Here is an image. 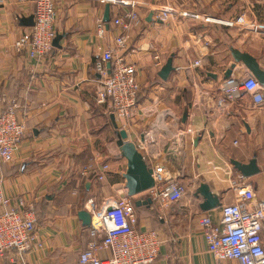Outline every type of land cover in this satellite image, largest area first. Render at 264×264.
<instances>
[{
    "label": "crops",
    "instance_id": "0c3cea01",
    "mask_svg": "<svg viewBox=\"0 0 264 264\" xmlns=\"http://www.w3.org/2000/svg\"><path fill=\"white\" fill-rule=\"evenodd\" d=\"M138 1L139 21L119 54L136 65L141 92L133 116L123 119L110 103L96 101L101 77L96 63L122 32L110 21L100 35L97 23L105 13L101 0L56 1L55 28L64 35L44 63L14 46L31 27L22 26L20 18L35 14L36 0H0V110L16 98L17 116L27 126L15 161L0 163V187L15 200L23 197L36 207V239L43 246L35 245L25 254L27 264H72L91 239L79 211L102 208L128 191V162L120 154L112 114L148 163L165 164L187 189L162 215L154 204L136 205L139 228L158 230L164 238L151 264H215L199 225L202 198L196 190L205 182L223 204L236 202L238 189L231 180L240 172L231 158L249 162L257 154L262 170L247 182L256 200H264V107L253 109L249 95L229 111L216 104L225 71L234 63L232 47L255 55L264 68L263 39L223 20L234 22L243 16L247 23L264 24V0ZM166 3L197 16L155 18L150 6ZM128 9L116 7L114 16L123 17ZM171 56L175 69L164 80L158 72ZM198 59L202 64L194 66ZM249 73L238 62L232 76L239 79ZM189 127L196 132L181 136ZM197 136L201 140L196 144ZM170 148L176 151L172 160ZM90 164L96 171L107 166L105 177L82 173ZM211 211L220 219V208ZM12 254L0 257V264H7Z\"/></svg>",
    "mask_w": 264,
    "mask_h": 264
},
{
    "label": "built area",
    "instance_id": "2783aa9c",
    "mask_svg": "<svg viewBox=\"0 0 264 264\" xmlns=\"http://www.w3.org/2000/svg\"><path fill=\"white\" fill-rule=\"evenodd\" d=\"M57 0H36L35 24L29 28L14 46L17 51H26L27 55L40 63L51 55L58 32L55 24L58 18ZM111 4V23L122 28V32L114 39V45L106 48L96 70L100 77V87L96 91L98 104L110 103L115 115L123 119L133 116L141 92L136 74V65L128 62L119 51L125 50L129 44L130 31L139 21L138 0H101L103 6ZM128 7L125 15L114 16V8ZM153 16L159 20H169L174 15L197 16L195 13L181 11L168 3L151 5ZM205 19L211 20L205 16ZM227 25L238 26L242 31H249L264 41V24L247 23L243 16L237 20L226 21ZM105 22L98 19L100 35L104 34ZM158 64L161 57L155 55ZM111 63L108 66V63ZM201 60H195L194 66H200ZM220 94L217 105L228 110L237 105L244 95H249L253 109L264 107V87L256 76L249 73L245 77L225 78L219 85ZM2 99L0 98V104ZM18 101L13 98L6 108L0 110V163L14 162L15 151L22 144L27 130L25 123L17 116ZM194 133L189 127L180 132ZM143 155H145L143 153ZM146 160H150L145 155ZM148 162V161H147ZM149 164V163H148ZM150 165V164H149ZM155 185L149 192L158 215L164 208L180 201L186 194V186L178 175L165 164H151ZM107 166H104V170ZM104 170L96 171L94 165L86 166L82 173L103 179ZM231 185L238 189L236 202L223 204L220 208V219L215 218L212 211L202 212L199 225L204 234L207 249L215 258V264H264V200H256V192L247 177L239 174L231 180ZM102 208L94 206L90 240L72 264H151L160 255V247L164 238L158 230L139 228L135 197L122 193L113 200H107ZM37 210L33 202L23 197L16 200L3 192L0 187V257L7 252L11 255L7 264H27L25 254L35 245L43 246L36 239ZM107 252V254L105 253Z\"/></svg>",
    "mask_w": 264,
    "mask_h": 264
},
{
    "label": "water",
    "instance_id": "95a60500",
    "mask_svg": "<svg viewBox=\"0 0 264 264\" xmlns=\"http://www.w3.org/2000/svg\"><path fill=\"white\" fill-rule=\"evenodd\" d=\"M104 16L103 20L106 23V27L109 26L111 21V4L107 2L104 8ZM153 15V14H152ZM22 26H33L35 24V14L30 16L21 17L20 18ZM64 34H58L54 39L53 45L56 47H60V39L63 37ZM231 55H233L234 63L230 68H228L225 72V78L230 77L233 74V69L238 62H243L250 71V73L257 77L259 82L264 87V68L261 66L259 60L255 55H251L246 51H241L239 48L236 49L234 47L231 48ZM174 57L171 56L167 62L161 67L158 74L164 80H167L171 72L174 71L175 67L173 65ZM111 63H108L110 66ZM211 76L218 78V75L214 73H210ZM187 115L188 111L186 110L182 121L187 122ZM113 124L116 128L117 134V144L120 148V154L124 158L127 159V170L124 174L126 179V188L128 190V195L136 197L148 191L149 189L153 188L155 185V179L153 176V169L148 164L145 155L139 150L136 142L129 139L128 130L120 128L119 124H117L115 120V115H111ZM142 142L146 141L145 135L141 136ZM201 140L200 136H197L195 143L197 144ZM175 149L170 148L168 150L169 158L171 160L175 157ZM231 163L233 164L234 168H236L241 174L245 177H252L257 175L261 172L262 168L258 165V156L254 154V156L249 160V162L239 161L237 159L231 158ZM196 196L201 197L202 201L200 204L201 210L203 212H208L212 209L219 208L223 205L221 201V197L219 194L215 193L211 186L205 182H201L199 187L196 190ZM135 204L137 206L142 205H153V201L151 197H146L145 199L137 198L135 199ZM79 219L83 222L84 225L91 227L92 226V214L89 210L82 208L78 213Z\"/></svg>",
    "mask_w": 264,
    "mask_h": 264
},
{
    "label": "rangeland",
    "instance_id": "374dc122",
    "mask_svg": "<svg viewBox=\"0 0 264 264\" xmlns=\"http://www.w3.org/2000/svg\"><path fill=\"white\" fill-rule=\"evenodd\" d=\"M139 196H136L135 199H137Z\"/></svg>",
    "mask_w": 264,
    "mask_h": 264
}]
</instances>
